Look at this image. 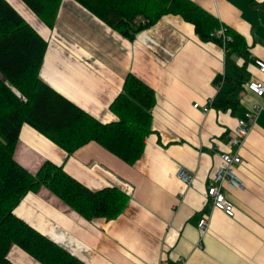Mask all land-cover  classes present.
I'll return each instance as SVG.
<instances>
[{
    "label": "crops",
    "instance_id": "1",
    "mask_svg": "<svg viewBox=\"0 0 264 264\" xmlns=\"http://www.w3.org/2000/svg\"><path fill=\"white\" fill-rule=\"evenodd\" d=\"M190 1L239 37L235 48L202 41L178 15L129 41L74 0L61 1L52 28L21 0H6L46 42L39 79L98 122L118 120L110 105L128 74L155 93L151 132L133 165L96 142L67 154L31 125L20 128L14 159L28 172L50 161L91 191L116 187L128 199L111 220H85L46 188L16 206L17 217L82 264H264V100L247 89L264 85L256 66L264 62V0ZM253 104L262 110L238 151L244 188L224 189L234 206L228 217L212 208L206 190ZM180 165L195 175L188 189L175 177ZM203 215L210 226L201 238ZM8 258L40 264L17 246Z\"/></svg>",
    "mask_w": 264,
    "mask_h": 264
},
{
    "label": "trees",
    "instance_id": "2",
    "mask_svg": "<svg viewBox=\"0 0 264 264\" xmlns=\"http://www.w3.org/2000/svg\"><path fill=\"white\" fill-rule=\"evenodd\" d=\"M21 1L52 27L62 0ZM74 1L129 41L162 16L178 15L194 26L202 41L222 46L220 39L211 37L218 20L190 0ZM227 31L232 42L226 47L235 48L239 37ZM45 51L46 42L6 0H0V264H14L8 258L12 246L40 264H82L14 214L28 193L46 188L85 220L115 219L128 201L116 187L91 191L50 161L35 174L28 172L14 159L22 124L31 125L67 154L96 142L129 165L140 159L151 132L155 93L149 86L128 74L110 105L118 120L102 124L39 79Z\"/></svg>",
    "mask_w": 264,
    "mask_h": 264
},
{
    "label": "built area",
    "instance_id": "3",
    "mask_svg": "<svg viewBox=\"0 0 264 264\" xmlns=\"http://www.w3.org/2000/svg\"><path fill=\"white\" fill-rule=\"evenodd\" d=\"M228 28L224 25H219V28L215 30L211 37L220 39L222 47L227 46L232 42V38L228 35ZM258 70L264 75V62L256 61ZM247 89L257 97L264 100V85L258 82H249ZM208 104L203 107V112L209 111ZM198 107V105H194ZM261 106L253 104L250 110L245 114L244 119L238 120L235 128L230 133L229 139V151L224 152L218 157V165L216 171L211 179V183L206 190L207 201L210 203L213 209L222 211L226 216H234V206L226 198L224 189L231 191L242 190L244 188L241 178L236 174V168L240 165L241 159L239 157V149L243 146L249 133L256 126L257 118L261 112ZM175 177L182 186V189H188L194 182L195 175L190 172L186 167L180 165L177 167ZM210 226V219L207 215H203L198 223L197 229L200 237H204ZM179 264H184L183 259H178Z\"/></svg>",
    "mask_w": 264,
    "mask_h": 264
},
{
    "label": "rangeland",
    "instance_id": "4",
    "mask_svg": "<svg viewBox=\"0 0 264 264\" xmlns=\"http://www.w3.org/2000/svg\"><path fill=\"white\" fill-rule=\"evenodd\" d=\"M36 17L38 18V16H37V15H36ZM38 19H39V18H38ZM40 21H41V20H40ZM41 22H42V21H41ZM42 23H43V22H42ZM45 25H46V24H45ZM53 26H54V25H53ZM53 26H52V27H53ZM46 27H48V28H52V27H49V26H47V25H46Z\"/></svg>",
    "mask_w": 264,
    "mask_h": 264
}]
</instances>
